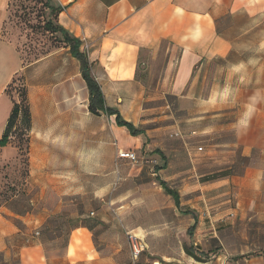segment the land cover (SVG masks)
Masks as SVG:
<instances>
[{"label":"rangeland","instance_id":"1","mask_svg":"<svg viewBox=\"0 0 264 264\" xmlns=\"http://www.w3.org/2000/svg\"><path fill=\"white\" fill-rule=\"evenodd\" d=\"M0 13L4 17L0 33L11 42L21 65L16 76L25 87L30 116L26 128L20 114L7 147L0 148V207L37 223L36 229L20 223L27 233L23 235L26 246L39 238L48 264H129L130 245L125 233L131 232L147 246L140 258L147 264H178L188 258L187 248L197 258L223 255L227 264H264V227L255 225L251 213L230 217L232 223L216 229L221 241L208 239L201 246H192L196 234L187 228L192 211L201 212L213 203V196L203 184L205 176L218 169L225 170L223 176H239L249 162V158L230 152V123L223 120L227 110H216L214 103H199L190 105V113L185 114L175 104L155 111L152 99L146 112L140 107L134 116L139 128L156 132L145 139L143 148L132 150L137 155H143L145 150L146 154L152 152L160 143L164 151L182 152L176 155L175 164L161 174L167 179L166 186L179 194L181 206L177 208L160 187L161 178L155 169L116 160V152L122 148L113 117L78 109L74 95H39L43 91L38 88V71L46 83L45 92L54 93L48 84L75 69L62 44V35L44 27L49 21L54 25L55 20L46 2L0 0ZM224 30L229 31L232 45L229 73L233 76L227 79L223 75L224 83L231 81L230 87L240 93L264 86V18L229 19ZM21 84L17 82L11 93L17 102L21 101ZM78 95V106L83 108L84 98ZM144 96L152 97L149 92ZM164 97L168 100L170 96ZM45 99V106L52 109V118L57 117L51 119L47 115L46 123L39 117ZM110 103L105 96V105ZM236 109L241 107L236 105ZM169 112L174 114V120L165 117ZM36 123L40 132L51 131V137L59 132L56 123L61 131L50 138L37 130ZM219 123L227 129L221 136L214 133ZM174 124L181 137L170 139ZM200 147L202 151L198 153ZM213 152L223 158L211 160ZM238 184L229 180L225 186L231 209L236 204L232 190ZM35 232L39 235L34 236Z\"/></svg>","mask_w":264,"mask_h":264},{"label":"crops","instance_id":"2","mask_svg":"<svg viewBox=\"0 0 264 264\" xmlns=\"http://www.w3.org/2000/svg\"><path fill=\"white\" fill-rule=\"evenodd\" d=\"M51 2L61 9L57 15V26L71 39L79 42V51L89 64L90 75L99 86L104 102L105 96L111 101L108 107L105 106L117 113L120 120L133 126L136 135H132L124 126H117L115 115L108 116L100 112L114 118L117 140L122 149L143 148L145 139L156 134L139 128L136 125L137 119L134 118L140 107L145 112L148 110L146 108L150 106L148 103L152 99L155 111L160 106L175 104L178 111L185 114L186 111L190 113V105L199 103H214L216 110L228 111L226 119L223 120H229L230 123L229 130L232 134L229 140L230 152L232 155L238 153L243 158H249V162L239 176L230 178L223 176L225 171L223 169L205 176L207 180L203 184L213 196V203L208 208H202L201 212L192 211L188 216L190 224L187 228L190 231L193 227L196 234L192 246H201L208 239L221 241L216 229L232 223L230 217L239 213L240 215L251 213L250 218L257 222L255 225L264 227V86L240 93L230 87L231 81L230 83L228 80L225 83L223 81L224 76L227 79L233 77L229 73L232 66L229 60L232 45L228 40L229 31L224 30L225 23L229 19L264 18V0H51ZM3 18V14L0 13V29ZM66 49L75 66L74 72L64 73L57 81L49 83L48 89L55 92L46 93V83L38 71L37 84L39 90L43 91L39 95H74L76 107L91 113L87 110L89 95L86 83L80 75V64L71 56L70 48ZM20 69L21 65L12 45L0 37V138L11 111V101L5 97L4 91ZM224 86L230 88L225 90ZM209 88H213V91ZM145 92H149L152 97L145 98ZM78 94L84 98L83 108L78 106ZM165 94L170 96L168 100L165 99ZM222 102L233 104L219 105ZM46 103L45 99L43 110L39 114L45 123L48 116L51 119L57 118H52V109L45 106ZM236 105L241 107V110L238 111ZM124 115L127 116L126 119L121 117ZM165 117L174 120L172 112ZM157 119L155 117V121ZM57 125L59 132L53 137L51 131L43 133L49 134L50 138L57 137L61 131V127ZM37 130L40 132L38 128ZM226 131L227 129L222 128L220 123L214 129L218 136ZM175 133H179L181 137L176 124L170 130L168 138H179L171 137ZM142 153L145 157L156 160V165L150 168L158 172L161 188L164 185L177 194L178 204L163 188L176 207L180 208L178 192L166 186L167 179L161 174L170 165L175 164L176 155H182V152L167 149L164 151L160 143L156 149L148 152L153 153L152 156L146 154V150ZM214 155L210 156L211 160L223 158V155L217 153ZM229 180L239 182L232 190L236 202L233 209L225 197L228 191L225 186ZM190 208H193L192 204ZM16 218L21 222L16 221ZM22 222L30 224L29 229L37 228V223L31 218L11 215L6 208L0 207V264L14 262L48 264L39 238L34 239L28 246L24 244L23 235L27 233L22 231L20 226ZM220 232L221 230L218 233ZM139 241L146 252L147 246L142 240ZM178 264L227 263L225 256L214 255L199 259L188 256Z\"/></svg>","mask_w":264,"mask_h":264},{"label":"trees","instance_id":"3","mask_svg":"<svg viewBox=\"0 0 264 264\" xmlns=\"http://www.w3.org/2000/svg\"><path fill=\"white\" fill-rule=\"evenodd\" d=\"M44 1L46 2L47 8L50 10L51 14L55 18L54 25L52 24V22L49 21L45 24L44 26L45 29L50 31V33H53V34L60 33L62 35V44L66 46V48L67 47L70 48L71 56H73L80 64V75H81L82 80H84L86 83V87H87V91L89 95L87 110L90 111L92 114H99L101 112V113L107 114L108 116L115 115V122L117 126L119 127L124 126L130 131L132 135H136V133L134 132L133 126L120 120L119 115L117 113L113 112L112 110L108 109L105 106L104 96L101 94L99 86L97 85L95 80L90 75L89 64H87L86 58L79 51V42L74 38L71 39L66 33H64L60 29V27L57 26L56 21L58 18L57 15L61 10L60 7L54 6L51 0H44ZM3 28L4 27H2V30ZM0 35L8 43H11L5 37V34L2 33V31ZM10 81L11 82L5 89L4 93L9 99H11L12 107H11L10 115L4 127L5 130L0 138V148L7 147L9 138L11 137L12 130L15 127L16 123L18 122L20 114H23V117L25 118L26 128H29V125H30V116L28 112L26 90L23 85V82L16 75L13 76ZM17 82L22 83L20 90L18 91V96L21 98L20 102L15 101L11 95L12 91L15 90V86ZM161 184L163 185V183ZM163 188H165L167 194L171 195L174 198V201L178 204L177 194L174 191L167 189L164 185H163ZM192 230H193V227L192 229H190L189 232H191ZM186 254L192 258L199 259L195 257L193 252L189 250L188 248L186 250Z\"/></svg>","mask_w":264,"mask_h":264},{"label":"built area","instance_id":"4","mask_svg":"<svg viewBox=\"0 0 264 264\" xmlns=\"http://www.w3.org/2000/svg\"><path fill=\"white\" fill-rule=\"evenodd\" d=\"M171 137H180L179 133H175ZM202 148H198L197 151L200 152ZM116 160L118 161H127L132 165H147L149 167H154L156 165L155 159H149L144 155H137L132 150H117ZM126 236L128 237L129 245H130V263L129 264H144L140 261V258L144 252V247L139 241L138 237L133 235L131 232H126ZM34 236H38V233L35 232Z\"/></svg>","mask_w":264,"mask_h":264}]
</instances>
